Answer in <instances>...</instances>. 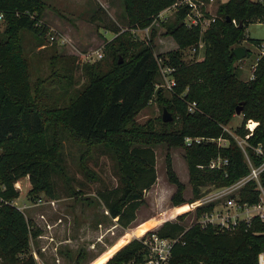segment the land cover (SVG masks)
Returning a JSON list of instances; mask_svg holds the SVG:
<instances>
[{"label": "trees", "instance_id": "obj_1", "mask_svg": "<svg viewBox=\"0 0 264 264\" xmlns=\"http://www.w3.org/2000/svg\"><path fill=\"white\" fill-rule=\"evenodd\" d=\"M122 1L126 27L111 28L115 36L105 43L103 58L107 55V62L83 64L87 83L67 104L54 105L47 103L43 91L31 82L21 35L22 30H29L46 41L49 26L42 19L44 1L0 0V15L7 23L5 29L0 28V264H37L31 239L38 237L41 229L14 204L20 195L16 182L28 176L30 196L44 192L49 198H57L54 177L60 176L67 184L69 181L61 152L65 136L89 148L98 144L106 147L101 149L115 161L120 183L99 196L110 217L125 229L145 203V190L157 181L153 146L158 143L185 151L191 199L185 198L186 185L178 177L170 155H166L167 176L176 186L171 202L175 209H181L179 214L188 210H184L188 203L203 197L202 187L207 183L230 186L250 173L248 158L255 166L264 162V155L255 150L260 147L264 152V53L246 79L239 75L240 60L234 53L244 40L259 47L264 42L246 34L249 24L264 22V4L256 0L221 2L217 16L207 14L213 20L206 29L200 25L188 27L184 19L189 8L180 7L172 22L163 23L165 35L171 36L179 49L155 54L156 30L143 40L134 30L150 29L161 12L177 0ZM200 42L204 44L203 57L183 60L181 50L198 47ZM249 52L247 49L246 56ZM158 57L164 58V65L176 68V83L167 89L168 95L162 88H155L160 75ZM155 95L163 109L174 113L172 121L162 119L160 130L153 122L141 126L135 120ZM239 106L243 118L235 135L247 143L245 149L225 128ZM250 120L257 122L251 129L246 127ZM189 137L190 144L186 141ZM221 139L228 143L219 144ZM217 159L228 163L211 167ZM81 168L89 180L97 178L84 161ZM259 183L264 187V171ZM259 183L248 180L236 197L243 204L258 203ZM71 192L74 194L75 189ZM215 205L197 206V217L211 212ZM184 218L185 214H180L155 231L160 237H180L167 264H258V254L264 250V221L259 216L240 220L234 230H223L220 224L203 226L198 221L185 225ZM153 232L144 238H151ZM145 251L143 242L135 239L104 264L139 262Z\"/></svg>", "mask_w": 264, "mask_h": 264}, {"label": "rangeland", "instance_id": "obj_2", "mask_svg": "<svg viewBox=\"0 0 264 264\" xmlns=\"http://www.w3.org/2000/svg\"><path fill=\"white\" fill-rule=\"evenodd\" d=\"M43 1L45 9L42 19L50 29L54 28L59 37L66 38L67 42L62 44L56 40L51 41L49 37L42 42L33 32L22 30L23 45L32 84H36L43 91L47 103L65 105L79 94L88 81L83 74L82 65L92 64L97 60H102L104 64L107 62V55L97 59L95 51L102 49L105 53L106 41L115 36L112 27H126L124 4L122 0ZM225 1L227 0L209 2L207 14L217 16L219 4ZM175 11L174 7L163 11L159 21L150 29L136 34L140 40L149 39L151 31L156 30L155 54H165L170 50L179 49L176 41L165 35L166 29L163 26L164 22L174 20ZM6 26V21L0 17V28L3 30ZM246 34L250 38L264 39V22L249 24ZM240 46L250 51L248 56L237 63L240 77L246 79L252 76L256 61L262 54L258 47L248 40H244ZM193 47L195 46L181 50V56L186 62L203 57L204 49L200 48L197 54H194ZM155 88L156 90L162 88L163 93L168 95V76L163 75L161 69ZM156 97L155 95L149 105L137 114L135 120L141 126L153 122L154 128L160 130L163 106L157 103ZM242 118V114H235L225 128L235 136L243 148H246L247 143L235 135L236 128L242 124ZM252 123L257 125V122L250 120L246 127L254 128L256 125ZM218 142L221 145L228 143L224 139ZM101 148L106 147L98 144L89 148L88 145L69 136L63 138L61 152L69 181L67 184L60 176L54 177L59 194L57 198H49L44 192L38 193L35 197L30 196L28 191L31 183L28 176L16 182L20 195L14 200V204L41 229V234L31 239V250L37 264H93L100 257L106 259L102 263L104 264L128 243L135 239L141 240L148 232L157 231L167 220H176L178 215L185 214L182 222L190 225L200 219L196 215L198 200L187 202L190 205L184 210H188L180 214L181 209H175L176 206L171 202L176 186L167 176V154L170 155L178 177L186 185L185 198L191 199L193 196L184 149L170 147L167 143H158L153 146L156 154L157 181L145 190V203L137 210L136 219L128 228H123L117 223L116 218L110 217L99 196L101 191L116 188L120 183L115 172V161ZM88 150L90 153L87 155L85 152ZM82 161L96 173L97 178L94 181L83 175ZM244 183L235 182L224 187L228 188L229 196H239ZM220 188L223 187L207 183L202 187V200L211 199ZM72 189H75L74 194L71 192ZM221 202L223 203L224 199ZM219 207L223 212L226 210L224 205ZM115 244L117 245L114 246ZM118 248L120 249L117 250ZM98 261L101 262V259Z\"/></svg>", "mask_w": 264, "mask_h": 264}, {"label": "built area", "instance_id": "obj_3", "mask_svg": "<svg viewBox=\"0 0 264 264\" xmlns=\"http://www.w3.org/2000/svg\"><path fill=\"white\" fill-rule=\"evenodd\" d=\"M215 0H177L171 7L165 9L169 10L170 8L174 7L176 9L180 7L187 6L189 8L188 13L184 19L185 24L188 27H193L200 25L203 29H206L210 23L212 22L213 18L207 16V6L209 2H214ZM262 4H264V0H256ZM163 12V11H162ZM161 12V14H162ZM160 14V16H161ZM2 17V14L0 15ZM40 23L44 24L43 21ZM149 28H145L144 30L135 29L134 33L138 34L139 31H145ZM49 39L51 41H59L60 43L64 44L67 42L66 38L63 36H58L57 32L54 28L49 27V32L47 33ZM203 42L198 44V47H193L194 54L198 52L200 48L203 47ZM260 54L264 53V42L261 43L260 47ZM98 58L100 59L104 56V52L102 49L95 51ZM87 55V54H86ZM88 54L87 56H89ZM158 63L163 75L168 76V88L171 89L175 85V78L173 73L175 72V67L171 64L164 65V58L158 57ZM201 59V58H197ZM195 105V103H193ZM191 111L193 110V106L189 108ZM196 141H200L199 138L195 139ZM187 143L190 144L192 142V138H187ZM244 141V140H243ZM245 149V148H243ZM257 154L264 155L263 149L258 147L255 148ZM213 160L211 163V167H220L223 163L227 164L228 161L221 159ZM250 164V173L240 179L238 182H247L248 180H256L259 183V177L262 171H264V162L259 165L255 166L251 163L250 159L248 158ZM244 183V184H245ZM261 191L260 193V201L256 204L249 205L248 203H241L239 198L236 196H229L228 188L223 187L220 188L216 194L212 196L209 200H202L200 198L196 203L197 206L214 203L215 207L211 212L205 213L203 216L200 217L198 222L201 225H206L208 223L212 224H220L223 230H234L235 226L240 220L250 221L254 216H259L264 221V187L259 183L258 187ZM224 199L222 203L221 200ZM41 201V200H40ZM42 202V201H41ZM220 205H224L226 210H221ZM21 209V208H20ZM232 212V213H230ZM180 237H160L156 232L151 234V238H141L143 245L145 246V254L142 260L139 262H132V264H167L171 258L172 250L176 242H178ZM258 264H264V250L259 252L257 258Z\"/></svg>", "mask_w": 264, "mask_h": 264}, {"label": "water", "instance_id": "obj_4", "mask_svg": "<svg viewBox=\"0 0 264 264\" xmlns=\"http://www.w3.org/2000/svg\"><path fill=\"white\" fill-rule=\"evenodd\" d=\"M228 20H230V18H228ZM234 53H235L238 60H242L247 55V49L244 46H238L234 49ZM120 62H122V60ZM236 114L237 115L242 114V107L241 106H239L237 108ZM162 119L164 122L172 121L173 120V114L171 112H169V110L167 108H164Z\"/></svg>", "mask_w": 264, "mask_h": 264}, {"label": "crops", "instance_id": "obj_5", "mask_svg": "<svg viewBox=\"0 0 264 264\" xmlns=\"http://www.w3.org/2000/svg\"><path fill=\"white\" fill-rule=\"evenodd\" d=\"M257 47L259 48V46H257ZM19 181H20V180H19ZM116 245H117V244H115L114 246H116ZM101 259H102L101 262H99V263H97V264H101V263L104 261V260H103L104 257H102Z\"/></svg>", "mask_w": 264, "mask_h": 264}, {"label": "bare ground", "instance_id": "obj_6", "mask_svg": "<svg viewBox=\"0 0 264 264\" xmlns=\"http://www.w3.org/2000/svg\"><path fill=\"white\" fill-rule=\"evenodd\" d=\"M252 125H256L255 123H252Z\"/></svg>", "mask_w": 264, "mask_h": 264}]
</instances>
